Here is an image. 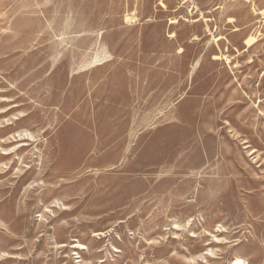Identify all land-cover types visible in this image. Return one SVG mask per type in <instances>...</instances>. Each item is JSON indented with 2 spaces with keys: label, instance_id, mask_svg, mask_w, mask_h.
I'll return each instance as SVG.
<instances>
[{
  "label": "rangeland",
  "instance_id": "1",
  "mask_svg": "<svg viewBox=\"0 0 264 264\" xmlns=\"http://www.w3.org/2000/svg\"><path fill=\"white\" fill-rule=\"evenodd\" d=\"M236 257L264 264V0H0V264Z\"/></svg>",
  "mask_w": 264,
  "mask_h": 264
},
{
  "label": "bare ground",
  "instance_id": "2",
  "mask_svg": "<svg viewBox=\"0 0 264 264\" xmlns=\"http://www.w3.org/2000/svg\"><path fill=\"white\" fill-rule=\"evenodd\" d=\"M126 20L127 21H130V20H132V17H130V16H126ZM258 37V36H257ZM257 37H256V35L255 34H250V35H248L247 37H246V39H245V41H244V43H245V45L246 46H251V45H253L255 42H256V40H257ZM83 246L81 245V248H82ZM245 263V260L244 259H242V258H240V257H236L235 259H234V261L231 263V264H244Z\"/></svg>",
  "mask_w": 264,
  "mask_h": 264
}]
</instances>
